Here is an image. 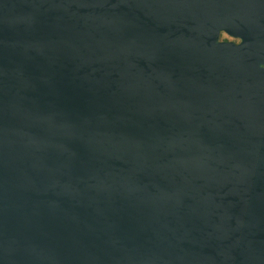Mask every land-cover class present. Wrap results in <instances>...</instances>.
Wrapping results in <instances>:
<instances>
[{
  "label": "water",
  "instance_id": "obj_1",
  "mask_svg": "<svg viewBox=\"0 0 264 264\" xmlns=\"http://www.w3.org/2000/svg\"><path fill=\"white\" fill-rule=\"evenodd\" d=\"M0 264H264V0H0Z\"/></svg>",
  "mask_w": 264,
  "mask_h": 264
},
{
  "label": "flooded vegetation",
  "instance_id": "obj_2",
  "mask_svg": "<svg viewBox=\"0 0 264 264\" xmlns=\"http://www.w3.org/2000/svg\"><path fill=\"white\" fill-rule=\"evenodd\" d=\"M220 41H223V42H233L235 44H240L242 42L241 41V38L235 37V36L227 33L226 31L221 32Z\"/></svg>",
  "mask_w": 264,
  "mask_h": 264
}]
</instances>
